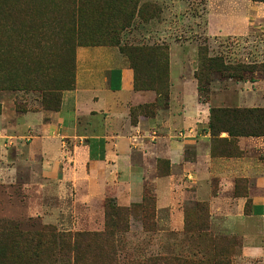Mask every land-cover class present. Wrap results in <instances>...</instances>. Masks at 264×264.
<instances>
[{
  "label": "rangeland",
  "instance_id": "obj_1",
  "mask_svg": "<svg viewBox=\"0 0 264 264\" xmlns=\"http://www.w3.org/2000/svg\"><path fill=\"white\" fill-rule=\"evenodd\" d=\"M79 47L115 48L122 65L136 74L142 87L161 95L150 108L162 106L168 96L171 61L173 68L183 65L186 74L193 70L194 76L199 55L219 58L230 68L228 73L200 74V101L215 96L232 108L241 80L257 79L264 91V4L25 0L0 6V115L59 110L62 94L75 88ZM241 67L251 70L237 71ZM147 108H133L132 122L140 109ZM4 141V145L0 142V232L18 228L33 233L45 227L57 235H85L78 264H150V259L164 255L188 257L195 263L214 259L221 264H264L262 259H242L240 239L213 224L202 203L185 204L187 228L175 233L157 227L154 202L141 200L129 208H116L112 199H105L84 207L73 205L70 197L59 201L41 193L37 185L42 181L14 165L15 147ZM147 191L146 198H154L152 188ZM55 252L56 264H66Z\"/></svg>",
  "mask_w": 264,
  "mask_h": 264
},
{
  "label": "crops",
  "instance_id": "obj_2",
  "mask_svg": "<svg viewBox=\"0 0 264 264\" xmlns=\"http://www.w3.org/2000/svg\"><path fill=\"white\" fill-rule=\"evenodd\" d=\"M179 66L171 61L167 99L150 108L158 96L134 90L115 48L79 47L75 88L62 94L59 110L3 111L0 142L15 147L14 165L35 173L41 193L75 206L112 199L129 208L150 187L160 230L182 233L185 204L202 203L213 224L240 239L242 259L264 260V137L237 138L235 155L218 154L228 147L213 145L209 109L230 107L215 96L200 102L193 70L188 76ZM260 83L236 85L232 108H264ZM136 107L148 108L132 122Z\"/></svg>",
  "mask_w": 264,
  "mask_h": 264
},
{
  "label": "trees",
  "instance_id": "obj_3",
  "mask_svg": "<svg viewBox=\"0 0 264 264\" xmlns=\"http://www.w3.org/2000/svg\"><path fill=\"white\" fill-rule=\"evenodd\" d=\"M20 0H0V6L11 7L13 3ZM253 3L264 4V0H245ZM112 38L109 40L108 45H112ZM115 43L114 45H118ZM95 45V44H93ZM199 55V68L194 74V79L197 82V92L200 100L201 93V78L200 74L204 73H228L230 68L225 65L221 59H209ZM250 67H241L237 71L243 73L249 72ZM232 79L231 76H228ZM168 82V81H167ZM240 82H257V79H250L248 81ZM133 88L135 91H153L161 98L155 90L144 88L140 84L136 74L133 72ZM167 99V94L164 96V101ZM205 103V101H200ZM56 112V111H54ZM207 131L214 143H227V150L221 151L218 154L223 156H233L236 153L231 149L233 143L237 138H263L264 137V108L255 109H240V108H210L209 109V122ZM221 134H226L229 140L219 139ZM166 164V163H164ZM149 192L146 191L143 195L142 201L150 203L155 200L152 197L146 198ZM114 203V202H112ZM115 207L117 205L113 204ZM206 206V205H205ZM207 207V206H206ZM118 208V206L116 207ZM121 208V207H119ZM197 211L205 212L203 207L195 205ZM155 218V207L153 208V219ZM188 224L187 212L185 209V227ZM85 235L75 234L73 236L57 235L50 228H42L33 233L23 232L18 228L10 232H0V264H56L55 251L61 255L66 264H78L80 260L79 248L82 242H85ZM92 238L93 236H89ZM56 253V252H55ZM221 264L219 261L212 260L196 263L188 257H176L173 255L156 256L150 259V264Z\"/></svg>",
  "mask_w": 264,
  "mask_h": 264
}]
</instances>
